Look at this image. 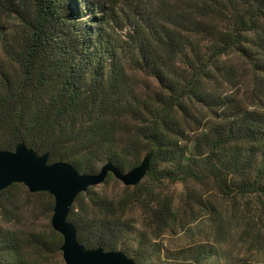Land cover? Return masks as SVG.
<instances>
[{
  "label": "trees",
  "instance_id": "obj_1",
  "mask_svg": "<svg viewBox=\"0 0 264 264\" xmlns=\"http://www.w3.org/2000/svg\"><path fill=\"white\" fill-rule=\"evenodd\" d=\"M20 143L81 173L126 172L150 156L148 183L76 198L68 220L86 248L151 259L177 216L163 181L213 185L264 239V0H0V149ZM20 188L0 193V264H42L61 234L7 226L28 198L52 195L20 198ZM199 203L224 221L227 211ZM132 204L146 230L126 218ZM220 256L207 243L172 258Z\"/></svg>",
  "mask_w": 264,
  "mask_h": 264
},
{
  "label": "rangeland",
  "instance_id": "obj_2",
  "mask_svg": "<svg viewBox=\"0 0 264 264\" xmlns=\"http://www.w3.org/2000/svg\"><path fill=\"white\" fill-rule=\"evenodd\" d=\"M242 68L244 71L247 70L243 65ZM239 87L243 97L247 98L252 89L251 78L245 74L241 76ZM246 92L248 96H246ZM112 179L110 182H104L94 187L97 191L111 196L124 195L126 186L114 176ZM140 182L148 183L149 181L145 176ZM18 191L20 198H28L27 193L32 194L27 188H20ZM157 192L161 196H168L177 209L176 221L157 240V248L160 251L146 263L141 264H237L240 260L264 263V239L258 240L245 222L234 218L233 213L229 210L231 204L221 196L213 185L163 181L158 185ZM201 196L205 202L214 204L219 212L227 211L223 214V222L218 225L212 222L209 210L199 203L202 200ZM28 200L29 204L19 212L15 222L7 227L19 231H36L48 234L54 231L51 225L53 215L51 207L54 198L42 195L30 197ZM147 217L145 211L135 204L127 208L126 218L139 229L146 230ZM207 243L216 246L221 252V256L213 257L202 263L192 261L176 263L172 258L178 250ZM42 264H66L61 249L57 245L53 246L52 252L45 257Z\"/></svg>",
  "mask_w": 264,
  "mask_h": 264
},
{
  "label": "water",
  "instance_id": "obj_3",
  "mask_svg": "<svg viewBox=\"0 0 264 264\" xmlns=\"http://www.w3.org/2000/svg\"><path fill=\"white\" fill-rule=\"evenodd\" d=\"M149 164L146 156L126 172L105 163L96 173H81L69 162H49L48 153L39 154L20 143L14 150L0 149V193L13 184H24L30 193L48 192L54 197L51 225L63 237L60 249L66 264H137L121 250L86 248L68 216L79 194L103 184L110 174L125 186H135L146 176Z\"/></svg>",
  "mask_w": 264,
  "mask_h": 264
}]
</instances>
